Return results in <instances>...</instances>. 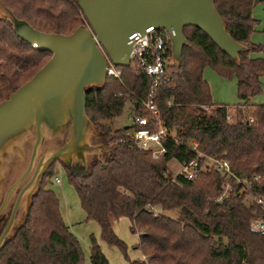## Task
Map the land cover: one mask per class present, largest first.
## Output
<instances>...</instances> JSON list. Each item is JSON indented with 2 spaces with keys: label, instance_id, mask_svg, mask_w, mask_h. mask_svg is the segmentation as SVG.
I'll return each instance as SVG.
<instances>
[{
  "label": "trees",
  "instance_id": "trees-1",
  "mask_svg": "<svg viewBox=\"0 0 264 264\" xmlns=\"http://www.w3.org/2000/svg\"><path fill=\"white\" fill-rule=\"evenodd\" d=\"M212 1L226 32L244 48L230 56L198 28L183 27L185 43L177 61L170 63V83L156 88L153 100L167 132L160 140L163 152L152 157L136 146L124 128L111 124L125 100L131 115L150 119L140 105L148 79L128 63L116 66L121 70L118 78L105 76L85 91L84 114L100 145L91 150L85 166L60 161L85 219L94 221L100 240L125 258L126 246L114 234L112 223L121 217L128 220L129 231L138 235L134 248L142 255L129 264H264V235L249 229L253 217H264L251 199L264 196V102L250 101L259 94L264 75V58L254 56L261 48L249 41L257 22L251 16L254 0ZM0 8L5 13L0 15L1 101L50 56L18 38L12 20L41 32L68 34L84 19L75 0H0ZM206 65L235 80L233 121L226 119V105L211 102L202 78ZM204 106L213 108L199 111ZM243 108L248 114L242 119ZM212 158L225 160L230 173L246 179L244 186L232 184L221 202L213 196L225 176L210 165ZM193 159L198 170L190 179L172 176L167 169L169 160L180 165ZM53 166L46 165L23 220L1 242L0 264H108L91 234L88 262L83 261L55 194L45 186ZM173 210L175 218L167 215Z\"/></svg>",
  "mask_w": 264,
  "mask_h": 264
},
{
  "label": "water",
  "instance_id": "water-1",
  "mask_svg": "<svg viewBox=\"0 0 264 264\" xmlns=\"http://www.w3.org/2000/svg\"><path fill=\"white\" fill-rule=\"evenodd\" d=\"M84 24L68 34L45 33L20 20H12L14 34L38 50L48 51L49 58L29 79L0 101V143L29 127L34 141L25 171L9 186L1 207L11 190L25 177L32 165L41 123L54 127L69 122L77 148L84 135L85 91L105 79V56L115 66L129 63L127 38L148 26L163 28L169 34L172 62H176L185 43L182 29L193 26L205 33L222 52L235 56L244 48L224 28L212 0H75ZM99 46H98V45ZM105 55V56H104ZM61 150L64 147L60 148ZM60 149L45 158L54 161ZM45 162V163H46ZM41 157L33 170L43 166ZM42 172L37 176L41 177ZM17 199L11 211H14ZM8 224L0 234V243Z\"/></svg>",
  "mask_w": 264,
  "mask_h": 264
},
{
  "label": "rangeland",
  "instance_id": "rangeland-1",
  "mask_svg": "<svg viewBox=\"0 0 264 264\" xmlns=\"http://www.w3.org/2000/svg\"><path fill=\"white\" fill-rule=\"evenodd\" d=\"M2 12L3 11L0 8V15L4 16L5 13ZM251 16L257 22L249 34V41L259 44L261 48L260 51L254 53V56L264 58V0H254L251 8ZM202 78L208 85L211 102L213 104L226 105L228 107V120L233 121L236 114L233 107L237 103L234 78L221 76L207 65L202 69ZM259 81L260 92L252 97L253 103L264 102V75L260 77ZM212 108V106H204L202 109L200 108L199 111L206 113ZM239 112L243 113L241 114L242 119L244 118V115L247 116L248 114L245 108L239 110ZM130 116L131 106L129 101L125 100L121 114L115 117L111 124L113 127L124 128L125 132L129 133ZM97 137L98 135L92 129L89 122H87V124H85L84 135L81 136L78 143L80 146L85 145L87 147L86 149L77 148V143H75L73 135V128L69 125V122L66 121L63 124L54 127L43 122L39 128V141L32 167L40 157L42 163L46 162L45 158L47 155L56 151L60 147H64V150H60L58 154L59 158L67 161L66 163L77 165L78 167H81L82 165L85 166L87 159L92 155L91 150L95 148L96 145H100ZM33 141L34 131L32 127L21 130L4 140L0 155V178L16 177L18 174L20 175L25 171ZM93 151L94 150H92V152ZM55 160L57 161L54 163L51 176H48L45 180V186L55 194L58 200L59 212L62 211V213H64L65 209V221L71 223L69 225L75 230L76 234L73 232L72 234L79 243L83 261L87 263L89 245L88 236L90 234L94 238L95 235L98 236V226L94 221L85 219V215L79 206L75 192L67 183L64 170L60 166V160L58 158ZM32 167L30 172L32 171ZM179 168V165L174 160H169L167 162V169L172 176L179 171ZM55 178L58 179V182L54 181ZM229 185L232 190V181H229ZM167 215L171 218H175L177 211H170ZM128 225L129 222L124 217L118 218L113 221L112 224L114 234L123 241L126 246V258L116 247L106 245L99 238L100 251L107 259L108 264H129L128 260L142 259L139 249L134 248V245L137 243L138 235L130 232Z\"/></svg>",
  "mask_w": 264,
  "mask_h": 264
},
{
  "label": "built area",
  "instance_id": "built-area-1",
  "mask_svg": "<svg viewBox=\"0 0 264 264\" xmlns=\"http://www.w3.org/2000/svg\"><path fill=\"white\" fill-rule=\"evenodd\" d=\"M127 41L130 44L129 63L148 79L145 99L140 102V105L150 114V119L145 115H131L130 131L127 134L130 135L138 148L148 150L151 156L156 158L163 152L160 140L166 136L167 132L161 116L156 113L153 100L155 89L168 86L171 79L169 66L172 59L169 34L163 28L155 29L148 26L143 32L134 31L128 36ZM105 61V76L118 78L121 70L113 65L106 56ZM228 118L227 115L226 119L228 120ZM149 124L154 125V128L150 129ZM210 165L221 171L225 176V182L220 186L218 195L213 196L215 201L221 202L223 198L229 195L231 191L229 181H232V184L245 185L246 179H240L230 173L228 163L225 160L212 158L210 159ZM179 167L176 174L190 179L198 170V163L193 159L181 163ZM252 179L255 180L256 177L254 176ZM54 181L58 182V179L55 178ZM251 199L264 212V196L254 195L251 196ZM249 229L264 235V217H253L249 222Z\"/></svg>",
  "mask_w": 264,
  "mask_h": 264
},
{
  "label": "flooded vegetation",
  "instance_id": "flooded-vegetation-1",
  "mask_svg": "<svg viewBox=\"0 0 264 264\" xmlns=\"http://www.w3.org/2000/svg\"><path fill=\"white\" fill-rule=\"evenodd\" d=\"M3 142L0 143V155H1L2 145L4 144ZM60 150H59V152H60ZM62 150H64V149H62ZM59 152H58V154H59ZM67 152H69V151H67ZM55 158L56 159L58 158L62 162H67V161H64L63 159L59 158V156H56ZM56 161L57 160H54V161H52V163H56ZM32 163H33V161H32ZM49 163H50V161H47L46 163L44 162V165L42 164L43 166H40L38 168L37 173H35V175H32L33 170L37 164V162H35L33 167L31 165L32 171L30 172V170H29L28 174L25 177H23L22 180L11 190L6 202L4 203V205L0 209V225H1L0 226V234L3 231V229L5 228V226L8 224V228H7V231L5 232L3 239L6 236H8L11 233V231L14 229V227L17 226L23 220L25 212H26L28 205H29L30 196L33 193V191L36 189L38 181L40 179V177H38L37 174L39 171L43 173L46 165H48ZM26 166H27V163H26ZM20 175L18 174L16 177H10V178H7V177H1L0 178V205L3 201V198L6 194L7 189L9 188V186H11L12 183H14L19 178ZM16 199H17V202H16V205L14 207L13 214L11 216V211L13 209V206L15 204ZM23 203H24V205H23ZM3 239H2V241H3Z\"/></svg>",
  "mask_w": 264,
  "mask_h": 264
},
{
  "label": "crops",
  "instance_id": "crops-1",
  "mask_svg": "<svg viewBox=\"0 0 264 264\" xmlns=\"http://www.w3.org/2000/svg\"><path fill=\"white\" fill-rule=\"evenodd\" d=\"M250 101L252 102V98L250 99ZM253 103V102H252ZM59 197V196H58ZM61 212V215H62V217H63V220H64V223L66 224V226L68 227V229H69V231L72 233H75L76 234V232H75V230H73V228L69 225V224H71V223H69V222H66L65 221V218H64V213H66V211H65V209H64V213H62V211H60ZM113 224V223H112ZM112 229H113V226H112ZM114 231V230H113ZM98 236H99V229H98ZM97 235H95V240H96V242H97V244H98V246H99V248H100V243H99V237H98Z\"/></svg>",
  "mask_w": 264,
  "mask_h": 264
}]
</instances>
